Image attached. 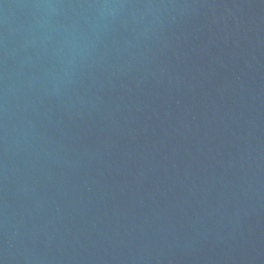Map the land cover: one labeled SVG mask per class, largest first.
Returning a JSON list of instances; mask_svg holds the SVG:
<instances>
[{
    "label": "water",
    "instance_id": "95a60500",
    "mask_svg": "<svg viewBox=\"0 0 264 264\" xmlns=\"http://www.w3.org/2000/svg\"><path fill=\"white\" fill-rule=\"evenodd\" d=\"M0 264H264V0H0Z\"/></svg>",
    "mask_w": 264,
    "mask_h": 264
}]
</instances>
